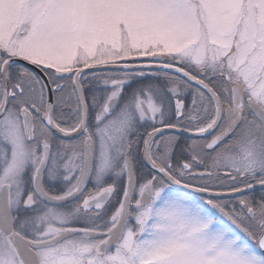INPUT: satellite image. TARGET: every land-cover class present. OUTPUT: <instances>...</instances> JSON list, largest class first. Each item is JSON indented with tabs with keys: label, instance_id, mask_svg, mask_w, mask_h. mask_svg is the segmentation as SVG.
<instances>
[{
	"label": "snow or ice",
	"instance_id": "1",
	"mask_svg": "<svg viewBox=\"0 0 264 264\" xmlns=\"http://www.w3.org/2000/svg\"><path fill=\"white\" fill-rule=\"evenodd\" d=\"M0 264H264V0H0Z\"/></svg>",
	"mask_w": 264,
	"mask_h": 264
}]
</instances>
